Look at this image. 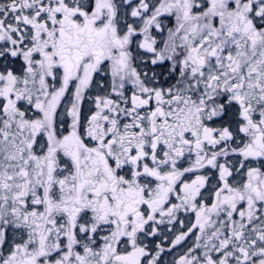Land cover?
<instances>
[{
  "label": "snow or ice",
  "instance_id": "1",
  "mask_svg": "<svg viewBox=\"0 0 264 264\" xmlns=\"http://www.w3.org/2000/svg\"><path fill=\"white\" fill-rule=\"evenodd\" d=\"M0 264H264V0H0Z\"/></svg>",
  "mask_w": 264,
  "mask_h": 264
}]
</instances>
